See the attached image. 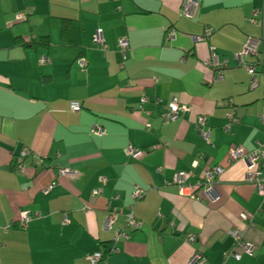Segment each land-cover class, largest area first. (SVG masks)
Returning <instances> with one entry per match:
<instances>
[{
    "label": "crops",
    "instance_id": "0c3cea01",
    "mask_svg": "<svg viewBox=\"0 0 264 264\" xmlns=\"http://www.w3.org/2000/svg\"><path fill=\"white\" fill-rule=\"evenodd\" d=\"M195 1L187 18L184 0H0L1 264H91L131 213L141 226L125 230L110 264H191L196 253L207 264H264V197L246 182L243 162L227 164L232 147L251 151L264 141V0ZM23 11H31L26 21ZM65 18L70 46L61 39ZM98 30L106 51L94 41ZM44 36L48 49L24 46ZM248 38L258 41L256 54L241 63ZM211 55L225 65L222 78L206 62ZM243 63L256 67L254 77ZM155 99L187 104L191 113L166 123ZM71 101L83 110L71 112ZM197 115L208 118V141ZM129 146L149 150L133 159ZM25 151L40 167L14 171ZM215 165L224 167L216 203L179 195L177 173L197 188ZM59 168L76 175H57ZM137 189L146 191L142 199ZM22 207L33 213L25 228ZM110 209L116 221L106 231ZM232 229L244 232L252 255L225 257Z\"/></svg>",
    "mask_w": 264,
    "mask_h": 264
},
{
    "label": "built area",
    "instance_id": "2783aa9c",
    "mask_svg": "<svg viewBox=\"0 0 264 264\" xmlns=\"http://www.w3.org/2000/svg\"><path fill=\"white\" fill-rule=\"evenodd\" d=\"M74 1H90V0H74ZM197 6V3L194 0H184L182 3V14L186 17H192L193 11L195 7ZM31 11L21 12L18 17L20 19H24L26 16L30 15ZM252 21V19H250ZM94 41H96L99 44H103L104 50H107V47L104 45V40L102 36V31L98 30L94 34ZM258 41L253 38H248L242 52L238 55L239 61L242 63L244 60V56L250 55V54H256ZM128 41L127 39H122L120 43V48L123 49L122 52L125 55L126 50L128 49ZM123 55V56H124ZM42 63L49 62V59L46 57H43L41 59ZM207 64L216 68L220 69L222 66L224 67L221 62L218 60H215V57L209 61H207ZM78 65L80 68L84 69L87 66L86 60L83 58H80L78 60ZM244 67L246 68L248 74L252 77L256 74V67L249 64H244ZM219 75L217 78H222V72H218ZM257 86V81L255 79L252 80V87L255 88ZM147 97H144L142 99V102H146ZM154 104L157 106H160L163 108V121L164 122H171L179 118H183L184 116H187L191 113V107L187 104L180 103L178 101L172 100L169 102H165L159 99L154 100ZM70 109L74 112L81 111L82 104L78 101H71L69 102ZM230 122H237L238 119L234 118V113L228 115ZM262 121H264V115L260 116ZM208 118L206 115H197L196 117V128L199 130L200 135L203 139L208 141ZM91 133L95 135H103L104 130L100 127L92 126L91 127ZM164 146H167V144H164ZM158 147V146H157ZM25 154V153H24ZM127 154L130 155L134 159H140L143 156V151L141 149L135 148L134 146H129L127 149ZM241 161L245 165L246 168V176L245 180L246 182L253 184L257 191L264 197V141L260 142L258 147L254 150L247 151L241 146H234L230 149L229 158H228V164L231 165L234 162ZM25 167H20V171L24 172ZM161 170V168H159ZM224 167L220 165H216L213 168H208L205 171V178L203 183L200 184V187H193L192 185L188 184L187 182V174L184 172L177 173L174 176L173 183L177 186V190L180 196L183 197H189L191 199H194L198 202L206 201L208 203H216L220 199V195L216 189V184L218 183L217 179L219 175L223 172ZM59 175L62 176H75V171L67 168H59ZM146 191L142 189H137L134 193L135 199H142L143 195ZM97 194V192H95ZM109 215L106 218L105 221V230L110 231L116 221V209H110ZM19 216V224L21 228H25L30 220L32 219L33 213L28 208H21ZM65 220L68 219V214L65 216ZM126 228L124 231L116 230L113 235V243L110 246L109 253L107 254L108 257H105V253L103 249H99L96 252H94L90 257V263L91 264H110L109 263V257L110 255H113L118 252V249L116 247V243L121 238H128L129 233H126L125 230L129 228H140L141 223L135 219L133 216V213H131L128 217ZM241 218L245 221H248L249 225H254V216H249L245 213L241 214ZM231 239H232V245L231 247L226 251L225 257L226 258H234V259H241L243 254H250L252 255L254 253V245L247 242L244 239V232L239 229H232L228 231ZM194 237H190V240L193 241ZM1 264V260H0ZM191 264H207L206 260L200 253L194 254Z\"/></svg>",
    "mask_w": 264,
    "mask_h": 264
},
{
    "label": "trees",
    "instance_id": "16d2710c",
    "mask_svg": "<svg viewBox=\"0 0 264 264\" xmlns=\"http://www.w3.org/2000/svg\"><path fill=\"white\" fill-rule=\"evenodd\" d=\"M74 1V0H72ZM195 1V0H194ZM77 2V1H76ZM196 2V1H195ZM197 3V2H196ZM198 5V3H197ZM23 12H26V11H23ZM19 14V13H18ZM30 15L26 16L24 19H20V20H23V21H26V19L29 18ZM193 16V15H192ZM187 18H192V17H187ZM210 33V31L208 32V34ZM61 39L63 40L64 44L67 45V46H70L72 45V42H73V34H72V20L70 19H63L62 21V27H61ZM18 42V40L16 41ZM24 46L26 47H33L35 50H40V49H48V47L50 46V38L49 36H44L42 38H40L39 40L35 41H31V42H27L24 44ZM212 58V55L210 57L209 60H211ZM42 57L40 58V61H41ZM80 59V58H79ZM77 59V64H78V60ZM208 61V60H207ZM206 61V62H207ZM205 62V63H206ZM78 67L80 68V66L78 65ZM210 69H212L214 71V77L217 78V76L219 75L218 72H222V67L220 69H216L212 66H209ZM81 70H83L82 68H80ZM85 69V68H84ZM223 76V75H222ZM69 110L73 113H79L83 110V106L81 107V111L79 112H74L70 109V106H69ZM197 117V116H196ZM195 125H196V118H195ZM208 127V126H207ZM199 131V130H198ZM105 133V132H104ZM104 135V134H103ZM153 148L155 147H150L151 150H153ZM147 150H149V148H146V149H143V156L147 153ZM25 153V154H24ZM132 158V157H131ZM42 159V158H41ZM134 159V158H133ZM40 160V159H39ZM43 160V159H42ZM41 160V161H42ZM45 162V159L43 160L42 164H44ZM227 164H228V160H227ZM32 165H36V167H40V166H37L36 162L34 163V160L32 159V155L28 152V151H25L23 152V154H21L20 156L16 157L14 159V162L12 163L11 167L12 169H14V171H19L20 170V167H25L27 168V166H32ZM229 165V164H228ZM216 166V165H215ZM213 166V167H215ZM211 167V168H213ZM59 170V169H58ZM205 170H203L202 172V180H201V183H203L204 181V178H205ZM59 171H57V175H58ZM177 187V186H176ZM194 187V186H193ZM200 187V185H199ZM205 202V201H203ZM18 225L19 227L21 228L20 224H19V221H18ZM107 247V248H106ZM104 248V253H105V257H108V253H109V247L106 246Z\"/></svg>",
    "mask_w": 264,
    "mask_h": 264
}]
</instances>
